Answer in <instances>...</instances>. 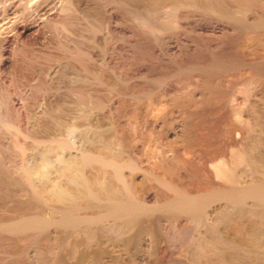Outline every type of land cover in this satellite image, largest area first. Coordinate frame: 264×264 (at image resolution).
<instances>
[{
	"label": "rangeland",
	"instance_id": "374dc122",
	"mask_svg": "<svg viewBox=\"0 0 264 264\" xmlns=\"http://www.w3.org/2000/svg\"><path fill=\"white\" fill-rule=\"evenodd\" d=\"M68 1L0 0V264H189L198 252L186 249L193 235L207 229L201 226L214 228L215 212L233 214L224 199L205 213L181 214L178 193L226 188L212 173L215 163L264 149V4L253 0L261 5L256 13L250 4L252 10L233 17L226 0L216 1L219 11L204 0L171 13L152 0ZM240 1L234 4L250 3ZM152 25L161 31L154 34ZM236 109L242 123H235ZM255 149L248 163L236 166L235 158L229 174L238 179L234 188L226 184L229 192L255 188L258 175L264 178L257 170L264 154ZM95 153L128 166L121 164L126 186L118 179L112 185L125 187L124 194L129 187L135 207L118 204L117 212L126 201L120 190L111 197L112 205L122 201L116 210L91 197L71 203L47 194L73 174L60 157L88 178L102 176L99 162L83 164Z\"/></svg>",
	"mask_w": 264,
	"mask_h": 264
},
{
	"label": "bare ground",
	"instance_id": "6f19581e",
	"mask_svg": "<svg viewBox=\"0 0 264 264\" xmlns=\"http://www.w3.org/2000/svg\"><path fill=\"white\" fill-rule=\"evenodd\" d=\"M70 2H71V0H69ZM69 1H68V3H69ZM150 1V0H149ZM152 1H154V5L157 7V8H159L158 10H162L164 13H168V12H170L171 13V11H177V9H179L180 7H182V6H186V8H187V5L186 4H188V3H190V5H191V2L193 3V2H196L197 4L196 5H198L200 2L199 1H204V0H152ZM176 1H178V3L176 2ZM206 1V0H205ZM208 1H210V0H208ZM215 2L216 1H219V0H214ZM214 1H211L210 3H213ZM227 1V5H225V6H231V9H233V10H231V12L233 13H231L232 14V16L233 17H236V14H238V13H245V12H248L249 10H252L253 8H251L252 6H253V4H255L256 5V7H255V9H253V11H251V12H257V6L258 5H260V4H258L257 5V3H251L253 0H247L248 2H250L249 4L248 3H245L246 5H238V4H234V2H236V1H238V0H226ZM226 1L224 2V3H226ZM242 1V0H241ZM241 1H240V3H241ZM246 1V0H245ZM246 1V2H247ZM199 2V3H198ZM214 2V3H215ZM243 2V1H242ZM203 3H205V2H203ZM209 3V4H210ZM214 3L213 4H211L212 6L214 5ZM218 2H216L215 3V7H216V4H217ZM260 3L262 4H264V1L262 0V2L260 1ZM152 4H153V2H152ZM195 4V3H194ZM207 4H208V2H207ZM208 4V5H209ZM223 4V3H222ZM250 4H252L251 5V7H248ZM153 5V6H154ZM189 5V4H188ZM195 5V6H196ZM206 5V4H205ZM207 5V7H209V6H211V5H209L208 6ZM218 5V4H217ZM248 5V6H247ZM254 5V6H255ZM214 6H213V10H218L217 9V7L216 8H214ZM246 6V7H245ZM261 6V5H260ZM260 6H258L259 8H260ZM197 7V6H196ZM196 7H194V9L196 8ZM233 7V8H232ZM186 8H185V11H186ZM189 8H190V6H189ZM218 8H220V7H218ZM150 9V8H149ZM156 8L154 7V10H155ZM191 9V8H190ZM193 9V8H192ZM198 9V8H197ZM200 9V8H199ZM211 9V10H212ZM228 9V8H227ZM182 10V9H181ZM184 10V9H183ZM189 10V9H188ZM212 10V11H213ZM221 10V9H220ZM223 10V9H222ZM221 10V11H222ZM229 10H230V8H229ZM151 11V10H150ZM184 11V12H185ZM191 11H193V10H191ZM219 11V10H218ZM225 11V10H224ZM181 12V11H180ZM187 12V11H186ZM255 12V13H256ZM260 12H262L261 10H260ZM155 13L157 14V13H159L158 11L156 12L155 11ZM175 13V15H176V12H174ZM250 13V12H249ZM255 13H253L254 15H256ZM152 13H150V15H151ZM229 14V13H228ZM149 15V14H148ZM155 15V14H154ZM158 15H160V14H158ZM252 15V14H251ZM162 16V15H161ZM183 16H185V15H183ZM164 17V16H163ZM240 17V16H239ZM153 18V17H152ZM152 18H150V19H152ZM161 18V17H160ZM166 18V17H165ZM251 18V17H250ZM144 19V21H145V19H146V17H144L143 18ZM159 19V18H158ZM231 19H233V18H231ZM153 20V19H152ZM160 20V19H159ZM257 20V19H256ZM260 20V19H259ZM143 21V22H144ZM148 20L146 19V21L145 22H147ZM148 22H150V21H148ZM159 23H160V21H158ZM166 22V21H165ZM253 22V21H252ZM146 24H148V23H146ZM165 24V23H164ZM164 24L163 25H161L162 27H165L164 26ZM153 26V25H152ZM152 26H151V28H152ZM154 27V26H153ZM146 28V27H145ZM144 28V29H145ZM148 29V28H147ZM149 30V29H148ZM22 31V30H21ZM154 34H157L156 32H160L161 31V28L159 27V26H156L155 25V27L151 30ZM149 34V33H148ZM149 36H150V34H149ZM154 38V37H153ZM156 40V39H155ZM158 40V39H157ZM250 88V87H249ZM249 88L247 87H245V89L243 90V88H241L240 90H243V91H245V92H247V91H249ZM139 110V109H138ZM237 110V109H236ZM234 113L233 114H235V115H233L234 116V120H239V122H241L242 120L241 119H243L242 117V113H241V111H233ZM231 114H232V111H231ZM235 121V123L236 122H238V121ZM245 122H249V121H245ZM242 123V122H241ZM247 125H251V123L249 124V123H246ZM245 123H244V125L246 126V128H247V132H248V127H247V125H246ZM241 125V124H240ZM243 125V126H244ZM242 127V126H241ZM251 127V126H250ZM249 127V128H250ZM252 128V129H251ZM250 128V130H251V132H253L254 133V131H255V129H253V127H251ZM255 128V127H254ZM258 129V128H257ZM249 130V131H250ZM180 131V130H179ZM260 131V134L261 133H263L264 131L263 130H259ZM262 131V132H261ZM23 133H25L24 131H22ZM182 132H183V130H182ZM166 133V132H165ZM176 133H178V131H176ZM259 133V132H258ZM21 134V133H20ZM167 134V133H166ZM247 134V133H246ZM260 134H257V136L258 135H260ZM175 135V134H174ZM177 135V134H176ZM264 136V134H261L260 136ZM19 136V135H18ZM181 136V135H180ZM183 136V135H182ZM175 137V136H174ZM259 137V136H258ZM260 138H262V140L264 141V137H260ZM259 138V139H260ZM243 140V139H242ZM242 140H240L241 141V143H239V144H244V143H242L243 141ZM247 140V139H246ZM257 140H258V138H257ZM260 141H261V139H260ZM259 141V142H260ZM263 141H261V142H263ZM257 143V142H256ZM248 144V143H247ZM246 143H245V145L248 147V145H247ZM260 145V144H262V143H257L256 145ZM263 144H264V142H263ZM262 144V146H264ZM238 145V144H237ZM245 145L244 146H242L243 147V149L244 150H241V151H245L246 149H247V147H246V149L244 148L245 147ZM239 146V145H238ZM238 146H236V147H238ZM251 146H254V145H251ZM236 147H235V149H236ZM241 146H239V148H240ZM249 147H250V145H249ZM256 148V147H255ZM255 148H253V150L255 149ZM264 148V147H263ZM234 149V150H235ZM251 149V147L250 148H248V150H250ZM256 149H259L258 147L256 148ZM255 149V151H257ZM233 150V151H234ZM240 150H236L235 152H233L234 154L235 153H238V152H241ZM253 150H250V151H248V155H250L251 156V151H253ZM261 150V149H260ZM263 151H264V149H262ZM262 150L259 152V151H257V152H259L261 155L262 154H264V152L263 153H261L262 152ZM100 152V151H99ZM256 152V153H257ZM247 153V152H246ZM250 153V154H249ZM254 153V152H253ZM256 153H254L255 155H256ZM242 154V156H244V154L243 153H240V155ZM258 154V153H257ZM103 155V154H102ZM101 154H97V153H95V154H92L91 156H88V157H86L85 158V160H84V162H83V164H88V163H92V162H99L100 163V167H101V170L102 171H100L101 173H104L105 174V172L107 171V170H109V169H114L115 171H114V176H113V174H112V176H110V177H108V179L109 178H111V177H116V179L115 178H112V180H111V182H110V186H108V179H107V177L103 174L102 176H100V175H97L96 177H92V178H88V177H86V176H84V175H82V173L77 169L76 170V167L74 166H72L73 164L72 163H70V164H68L67 163V160L64 158V157H60L59 158V161H61V162H63V164H64V161H66L65 163H66V167L70 170V168H71V170H72V172H73V174L68 178V181H67V184L68 185H65V184H56L55 183V185L51 188L50 187V189H49V192H47V194L48 193H50L51 195H52V197H51V199H53V198H55V201L56 200H58V201H61V202H64V201H68V202H71V203H73V202H76V203H81V201L83 200V199H85V197H88V199L90 198L92 201H96V202H98V204L99 205H101V203H99V202H106V203H104V204H106V207H108V206H110V204H107V203H111V205H112V201H115L116 199H111V197L113 196V194H115L116 193V190H117V188L118 187H113V183H115L116 181H122V182H120V184L119 185H122V186H126V184H125V182L127 181V178L125 179L126 181H123V179H124V177H123V179L121 178L123 175L121 174V173H123V171H122V169H124V168H122V166L123 165H121V164H124V163H121L120 165H118L119 164V162H118V164L116 165L114 162L115 161H113L112 162V160H111V158H109V157H107V159L106 158H103V157H106V154L104 155V156H102ZM233 155V154H232ZM237 155V154H236ZM236 155L234 156H232V158L233 157H235L236 159L238 158V156L236 157ZM239 155V156H240ZM248 155H245V159H246V162H247V160H249V159H247L249 156ZM260 155V157H261V159L260 160H262V156ZM121 156V155H120ZM119 156V157H120ZM242 156H240L239 158H238V162L236 161V163L237 164H234V162H235V158H234V160L233 161H229L230 162V164H228L229 162H227V161H225V160H219L218 162H216L215 163V168H214V172L212 171V173H214V176L217 178V180L219 179L220 180V182L223 184V182L225 183L224 185H225V187L227 188V186H226V184H228V182L229 181H231L228 185H231L232 186V188H234L233 187V185H232V183L234 184V180H236V179H238V177L236 178V177H234V180H233V178H231V176L232 175H230L231 174V172L233 173V171H231L232 169H234L235 167L233 166V164L234 165H239L238 163H244L243 162V157ZM248 156V157H247ZM111 157H112V155H111ZM118 156L116 155V158H117ZM231 157V156H230ZM247 157V158H246ZM258 157V156H257ZM109 158V159H108ZM113 158H115V157H113ZM232 158H230V159H232ZM253 158V157H252ZM255 158V157H254ZM259 159V158H258ZM118 161V160H117ZM117 161H116V163H117ZM258 161V160H257ZM263 162H264V160H262ZM249 162V161H248ZM247 162V163H248ZM252 163H254V162H252ZM129 164V163H128ZM127 164V165H128ZM245 164V163H244ZM264 164V163H263ZM47 164L46 163H44L43 164V166L42 167H45ZM252 165V164H251ZM262 165V164H261ZM261 165H260V167H261ZM212 166H214V165H212ZM257 166V165H256ZM255 166V167H256ZM124 167H128V166H125V164H124ZM234 167V168H233ZM254 167V168H255ZM264 167V166H263ZM262 167V168H263ZM129 168H132V167H130L129 166ZM38 169H39V167H38ZM134 169V168H133ZM236 169V168H235ZM264 169V168H263ZM263 169L261 170V169H258V166H257V170H259V172H264L263 171ZM35 171V170H34ZM34 171H32V170H27L26 171V173H25V175H31V174H33L34 173ZM231 171V172H230ZM37 172H39V171H37L36 170V172L35 173H37ZM229 172H230V174H229ZM249 172H250V170H249ZM255 172H256V170H255ZM258 172V173H259ZM261 172V173H262ZM235 173V172H234ZM254 173V172H253ZM251 174V173H249V174H251V175H254V174ZM125 174V173H124ZM213 175V174H212ZM234 175V174H233ZM248 175V174H247ZM260 175V174H259ZM259 175H258V178H259V183H257V184H255L256 185V187L255 188H251V189H247L246 188V186L245 185H243V186H245L244 188H246L247 190L246 191H244L245 189L243 188V190L242 191H244V192H236V191H234L235 193H233V190H232V192H231V190H230V192L228 191V188L226 189V188H214V187H212V188H214V189H216L214 192L212 191V192H204V193H202L201 194V191H200V193H195V194H192L191 192H187L186 191V193H184V194H180L179 195V193H178V191H175L174 189V187H171V188H174L173 190H174V192H171L172 193V195L171 196H173L174 194H176V192L178 193V196H177V198L175 199V195L173 196L174 197V199H175V201L174 202H176V206L181 210V214H182V211H187V213H190V212H192V214H193V211L192 210H196V212H198V210L200 209L201 211H203L202 213H205L204 212V209L206 210V208H204L206 205H210V204H212V202H215V201H221V200H225V201H227V203H226V205H228V210L227 209H225V207H224V209L225 210H227V211H232L231 213H230V211H229V213L230 214H233L232 216H231V218H230V221L229 220H226L228 217H230L229 216V214H228V212L226 211L225 213L226 214H228V215H226L227 216V218H226V216H224V213H222V214H220V211H218V214L216 213H214L216 216H214V214H213V216H210L209 217V219L212 221H216L215 223V225H212L214 222L212 221V223H211V226H214V228H211L210 226H208L207 225V227L206 226H204V227H202L201 226V228H207L206 230L205 229H203V230H205L203 233L201 232V233H199V232H197V233H199V234H197L195 231L197 230L198 231V229L200 228V225H201V223H197L198 222V220L200 221L201 219H203V218H201V219H196V218H194V215H193V218L194 219H196L195 221H197L196 223H197V225H196V227L197 226H199V228L198 229H196L195 230V228H194V233H196L197 235L195 236V234L193 235L194 236V238L192 237L191 239V241H190V243L188 242L189 241V239H186L187 241L186 242H188L191 246H189V247H187L186 249H188V248H192L193 249V251H190V252H196V251H198L197 253H195V256L192 258L193 260H190L191 262H189V264H264V220L262 219L263 217L262 216H264V212H262L263 210H264V178H261L262 179V181H260L261 179H260V177H259ZM263 175V174H262ZM146 176V175H145ZM236 176V175H235ZM127 177V176H126ZM214 177V178H215ZM233 177V176H232ZM249 177V176H248ZM254 176H250V179L249 180H251V178H253ZM264 177V176H263ZM236 178V179H235ZM243 178H245L244 176H243ZM113 179H115V180H113ZM118 179V180H117ZM240 179V178H239ZM246 179V178H245ZM172 180V179H171ZM213 180H215V179H213V176H212V181ZM249 180H247L248 182L247 183H249V182H251V181H249ZM254 180H255V178H254ZM110 181V180H109ZM113 181V182H112ZM119 181L117 182V183H119ZM129 181V180H128ZM237 181V180H236ZM235 181V182H236ZM241 181V180H240ZM246 181V180H245ZM244 181V182H245ZM165 182V181H164ZM167 182V181H166ZM165 182V183H166ZM171 182V181H170ZM170 182H167V183H169L170 184ZM214 182V181H213ZM243 182V181H242ZM243 182V183H244ZM257 182V181H256ZM255 182V183H256ZM117 183H115V184H117ZM215 183V182H214ZM218 183V182H217ZM217 183H215V184H217ZM238 183V182H237ZM237 183H235V184H237ZM240 183V182H239ZM72 184V185H71ZM182 184V183H181ZM181 184H180V186H181ZM215 184H213L214 186H218V185H215ZM218 184H220V183H218ZM241 184V183H240ZM245 184V183H244ZM69 185H70V187L71 186H73V185H75L76 187H77V189H76V192L74 193L73 191H72V189L69 187ZM175 185H179V183L178 184H176V182H175ZM116 186V185H115ZM238 186H240V185H237V186H235V187H238ZM242 186V184H241V188L243 187ZM251 186H253V185H251ZM176 187V186H175ZM177 187H179V186H177ZM229 187V186H228ZM240 187L237 189V191L240 189ZM38 188V187H37ZM41 188V187H40ZM39 188V189H40ZM181 188V187H180ZM212 188H210V189H212ZM231 188V187H230ZM35 189V188H34ZM127 189L129 190V187H127ZM213 189V190H214ZM37 190V189H36ZM35 190V191H36ZM42 190H43V188L41 189V192H42ZM69 190H71V191H69ZM118 190H120V188L118 189ZM117 190V191H118ZM123 190V189H122ZM122 190H120L121 192H123V194H124V191H125V187H124V191H122ZM127 190V191H128ZM185 190V189H184ZM234 190H236V189H234ZM240 190V191H241ZM250 190V191H249ZM45 191V190H44ZM43 191V192H44ZM119 191V192H120ZM126 191V192H127ZM134 191V190H133ZM182 190H180V192H181ZM195 191H197V190H195ZM40 192V193H41ZM71 192H73V194L71 193ZM125 192V194H129V193H126ZM129 192V191H128ZM131 192H132V190H131ZM193 192V191H192ZM199 192V191H198ZM39 193V194H40ZM135 193V192H134ZM174 193V194H173ZM49 194V195H50ZM124 194V196L126 197V198H124V196H123V198H124V200H123V198H121L122 199V201H125L124 203L122 202V201H120L121 199L119 198L118 200L120 201V202H122V203H117V205L119 204H122V206H124L126 209H128L127 207H128V205H132L133 207H135V205H133V203L132 204H130V202L128 201V200H133V195L131 196L130 194V196H131V199H129L130 197L128 196V195H125ZM50 195V196H51ZM135 195H137V194H135ZM121 196V197H122ZM49 197V196H48ZM133 197V198H132ZM172 197V198H173ZM50 198V197H49ZM136 199V198H135ZM134 199V200H135ZM170 200L169 201H171L172 199L171 198H169ZM173 199V200H174ZM54 200V199H53ZM147 200V199H146ZM157 200V199H156ZM166 200V199H165ZM172 200V201H173ZM94 201V202H95ZM119 201H116V202H119ZM116 202H115V205H116ZM224 202V201H223ZM167 203H169L168 201H167ZM220 203V202H219ZM95 204V203H94ZM153 204V203H152ZM155 204V203H154ZM156 204H157V202H156ZM160 204V203H159ZM215 204H216V202H215ZM115 205H112L113 207H115V208H113V209H115L116 210V206ZM118 205V206H119ZM171 205V204H170ZM117 206V207H118ZM140 206V205H139ZM146 206V205H145ZM148 206V205H147ZM154 206V205H153ZM152 206V210H153V207ZM156 206V205H155ZM160 206H161V204H160ZM174 206V203H173V205L171 206V207H173ZM225 206V205H224ZM130 207V206H129ZM133 207L132 208H130V210L132 209V210H134V209H136V208H134L133 209ZM175 207V206H174ZM173 207V208H174ZM209 207V206H208ZM221 207V206H220ZM223 207V206H222ZM227 207V206H226ZM112 207H110V209H111ZM140 208V207H139ZM139 208H137L136 210H138ZM148 208H149V206H148ZM159 208V207H158ZM164 208V207H163ZM172 208V209H173ZM177 208V209H178ZM204 208V209H203ZM106 209H108V208H106ZM105 209V210H106ZM121 209V206H119V208L117 209V212L118 211H121L120 210ZM141 209V208H140ZM143 209H146V212H148V210H147V208H143ZM150 209V208H149ZM155 209H157L156 207H155ZM172 209H171V211H172ZM208 209V208H207ZM221 210V208H218L217 210ZM223 209V208H222ZM112 210V209H111ZM111 210H109V211H111ZM115 210H112V211H115ZM125 210V209H124ZM135 210V211H136ZM151 210V209H150ZM151 210V211H152ZM158 210V209H157ZM179 210V211H180ZM216 209H215V211H217ZM225 210H223V212L225 211ZM127 211V210H126ZM155 211V210H154ZM170 211V212H171ZM208 212L209 211H211V210H207ZM206 211V216L208 215V212ZM138 212V211H137ZM143 212H145V210L143 211ZM173 212V211H172ZM175 212V211H174ZM222 212V211H221ZM235 212V213H234ZM113 213H115L116 215H117V213H116V211L115 212H113ZM119 213V212H118ZM139 213V212H138ZM187 213H185V214H187ZM201 213V214H202ZM212 212H210L209 213V215L211 214ZM120 214H122V213H120ZM119 214V215H120ZM129 214V213H128ZM145 214V213H144ZM173 214V213H172ZM176 214H177V212H176ZM191 214V215H192ZM197 214H199V213H197ZM200 214V215H201ZM263 214V215H262ZM115 215V216H116ZM118 215V216H119ZM188 215V214H187ZM190 215V214H189ZM202 215H205V214H202ZM201 215V216H202ZM220 215H223V216H220ZM261 215V216H260ZM65 217H66V214L64 215ZM72 216V215H71ZM127 216V215H126ZM183 215H181L180 216V218L182 217ZM185 216V215H184ZM200 216V217H201ZM120 217H121V215H120ZM124 217V216H123ZM122 217V218H123ZM177 217V216H176ZM190 217V216H189ZM195 217H196V214H195ZM202 217H204V216H202ZM224 217L226 218V219H224ZM262 217V218H261ZM118 218V217H117ZM178 218V217H177ZM186 218V217H185ZM188 218V217H187ZM186 218V219H187ZM119 219V218H118ZM121 219V218H120ZM176 219V218H175ZM190 219V218H189ZM194 219H193V221H194ZM204 219L205 220H209V219H206V217H204ZM64 220V219H63ZM68 220V219H67ZM72 220V219H71ZM180 220H182V219H180ZM228 221L226 224L224 223V221ZM62 221V220H61ZM73 221V220H72ZM190 221V220H189ZM211 221H209V223L211 222ZM218 221H222L220 224H217L218 223ZM63 222V221H62ZM68 222V221H67ZM177 222V221H176ZM201 222H202V220H201ZM203 222L204 223H208V221L207 222H205L204 220H203ZM202 222V224L204 225V223ZM190 223V222H189ZM195 223V222H194ZM195 223V224H196ZM133 224V223H132ZM184 224V223H183ZM187 225H188V223H186ZM177 225V224H176ZM190 225V224H189ZM191 225L193 226L194 224H192L191 223ZM132 226V225H131ZM179 226V225H178ZM21 227V226H20ZM184 227V226H183ZM188 227H190V226H188ZM127 228V227H126ZM177 228H179V227H177ZM182 228V227H181ZM181 228H180V231H182L181 230ZM184 228H186V227H184ZM191 228V227H190ZM200 228V229H201ZM133 229V228H132ZM153 229V228H152ZM159 229V228H158ZM188 229V228H187ZM173 230V229H172ZM193 230V229H192ZM191 229H190V231H192ZM128 231H130V229L128 230ZM155 231V230H154ZM178 231V230H177ZM186 231V230H185ZM188 231V230H187ZM187 231H186V233H187ZM202 231V230H201ZM87 232V231H86ZM131 232V231H130ZM156 232V231H155ZM173 232H174V230H173ZM184 232V231H183ZM85 233V232H84ZM123 233H124V231H123ZM128 233V232H127ZM177 233H179V232H177ZM185 233V234H186ZM189 234H190V232H188ZM192 233H193V231H192ZM151 234V233H150ZM185 234H183L184 236H185ZM189 234H186V236L184 237V238H186ZM182 235V234H181ZM189 237H191V236H188V238ZM183 244V243H182ZM185 244H187V243H185ZM184 246V245H183ZM186 246V245H185ZM187 246H188V244H187ZM185 249V248H184ZM188 251H189V249H188ZM199 252L201 253L202 252V254H204V257L202 258L201 256H200V254H199ZM196 254L198 255L199 254V256L198 257H201L200 258V260H199V258L197 259V257H196ZM201 254V255H202ZM185 255H187L186 253H185ZM205 256L207 257V258H205ZM188 257H191L190 255H189V253H188ZM187 258V257H186ZM188 259H190V258H188ZM187 259V261H189ZM184 261H185V259H184ZM184 261H182V262H184ZM187 261H185V262H187ZM198 261V262H197ZM122 262V261H121ZM131 263V262H130ZM117 264V263H116ZM128 264H129V262H128ZM183 264V263H182Z\"/></svg>",
	"mask_w": 264,
	"mask_h": 264
}]
</instances>
